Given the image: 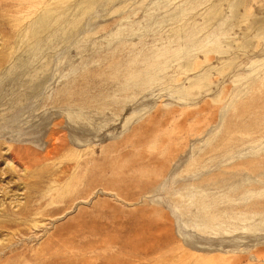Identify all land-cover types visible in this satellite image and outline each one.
<instances>
[{"label": "rangeland", "instance_id": "1", "mask_svg": "<svg viewBox=\"0 0 264 264\" xmlns=\"http://www.w3.org/2000/svg\"><path fill=\"white\" fill-rule=\"evenodd\" d=\"M0 264H264V0H0Z\"/></svg>", "mask_w": 264, "mask_h": 264}, {"label": "bare ground", "instance_id": "2", "mask_svg": "<svg viewBox=\"0 0 264 264\" xmlns=\"http://www.w3.org/2000/svg\"><path fill=\"white\" fill-rule=\"evenodd\" d=\"M49 18L44 16L43 18H41L40 24L42 25L40 28L46 27L49 22L47 21ZM75 254V253H74ZM72 257V256H71ZM17 263V262H16Z\"/></svg>", "mask_w": 264, "mask_h": 264}]
</instances>
